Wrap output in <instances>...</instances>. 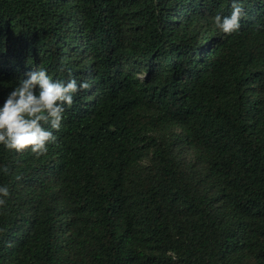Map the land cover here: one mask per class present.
<instances>
[{"label": "trees", "instance_id": "obj_1", "mask_svg": "<svg viewBox=\"0 0 264 264\" xmlns=\"http://www.w3.org/2000/svg\"><path fill=\"white\" fill-rule=\"evenodd\" d=\"M0 0V106L87 80L37 158L0 145V264H264V0Z\"/></svg>", "mask_w": 264, "mask_h": 264}, {"label": "clouds", "instance_id": "obj_2", "mask_svg": "<svg viewBox=\"0 0 264 264\" xmlns=\"http://www.w3.org/2000/svg\"><path fill=\"white\" fill-rule=\"evenodd\" d=\"M245 15L240 0H232L231 12L227 16L216 15L213 23L225 35L239 31ZM0 106V145L6 150L22 153L31 151L37 158L48 152V145L55 144L56 135L62 126L66 106L70 108L74 96L88 90L87 80L78 84L76 79L54 80L43 67H34L25 74ZM5 174L9 172L3 166ZM10 191L0 186V207L6 205Z\"/></svg>", "mask_w": 264, "mask_h": 264}]
</instances>
